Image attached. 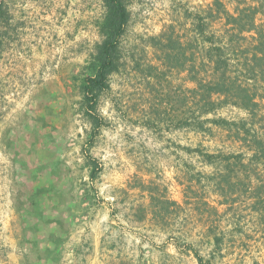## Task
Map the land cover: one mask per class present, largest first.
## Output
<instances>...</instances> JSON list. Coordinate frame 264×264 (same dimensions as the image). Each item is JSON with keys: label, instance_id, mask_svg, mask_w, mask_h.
Here are the masks:
<instances>
[{"label": "rangeland", "instance_id": "rangeland-1", "mask_svg": "<svg viewBox=\"0 0 264 264\" xmlns=\"http://www.w3.org/2000/svg\"><path fill=\"white\" fill-rule=\"evenodd\" d=\"M3 1L0 264H264V158L252 157L264 144V0H128L92 144L79 78L102 0ZM168 36L186 49L182 67L151 39ZM209 46L253 112L233 94L204 112ZM220 118L235 124L209 121Z\"/></svg>", "mask_w": 264, "mask_h": 264}, {"label": "trees", "instance_id": "trees-1", "mask_svg": "<svg viewBox=\"0 0 264 264\" xmlns=\"http://www.w3.org/2000/svg\"><path fill=\"white\" fill-rule=\"evenodd\" d=\"M128 0H102L104 12L102 17L97 22V30L101 36V39L96 42L93 46V51L90 54L89 59L82 68L80 80H79V90L81 93V102L83 113L86 116L89 124L90 130L88 132V143L92 144L95 136L99 134L100 127L103 124L102 117L97 112V103L100 95L109 89V77L119 71L120 66V39L126 31L127 24L130 19V11L127 6ZM10 20V14L5 7L4 1H0V47L2 44L1 30L2 25H8ZM250 29L252 28V22L248 21ZM197 34H204V23L198 19L195 24ZM209 38V37H206ZM153 41L156 40L159 43V47L164 50V57L170 62L173 67L184 66V61L180 58L185 53V47L182 43L173 40L168 36L165 44L162 43L160 39L151 38ZM211 40V39H210ZM264 40L259 43L263 45ZM262 51L263 49L259 48ZM207 59L211 61L212 69L216 73L209 80L202 81L199 80L197 83L196 91L201 95L200 99L204 101L205 105L208 106L206 111H210L214 106L218 105L215 100H212L213 95H223L224 100H227L230 96L235 95L238 100L235 104H239L242 108L248 109L253 112L258 106V103L254 100L252 94L248 92L245 88H234L233 85L230 86L229 80L226 76L227 68L225 67L226 59L222 57V49L220 46H209L207 48ZM216 52L212 55V51ZM264 52H261L263 56ZM255 57V55H254ZM223 64V68H219ZM148 69L153 71L154 66L149 65ZM221 69V71H220ZM213 73V74H215ZM233 87V88H232ZM233 94V95H232ZM203 112V113H204ZM210 122L217 124H224L230 126L235 124L233 121H227L224 118L220 119H209ZM185 124H187L185 122ZM248 132V130H247ZM258 145L252 148V157L261 160L264 158V144L262 141L257 142ZM209 161H212L214 155L209 153H202ZM239 155L225 156L224 158L228 160L229 158H238ZM86 164L89 167V178L95 180L100 171L101 165L98 160L92 157L90 154L86 155ZM198 256V255H197ZM200 260V258L198 257Z\"/></svg>", "mask_w": 264, "mask_h": 264}]
</instances>
